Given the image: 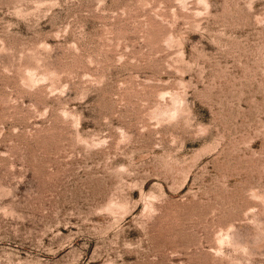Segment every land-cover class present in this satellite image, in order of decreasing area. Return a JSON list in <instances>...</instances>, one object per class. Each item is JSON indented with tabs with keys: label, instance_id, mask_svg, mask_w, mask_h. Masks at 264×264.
<instances>
[{
	"label": "rangeland",
	"instance_id": "rangeland-1",
	"mask_svg": "<svg viewBox=\"0 0 264 264\" xmlns=\"http://www.w3.org/2000/svg\"><path fill=\"white\" fill-rule=\"evenodd\" d=\"M0 264H264V0H0Z\"/></svg>",
	"mask_w": 264,
	"mask_h": 264
}]
</instances>
